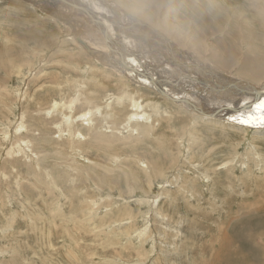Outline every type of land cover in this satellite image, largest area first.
Returning a JSON list of instances; mask_svg holds the SVG:
<instances>
[{"label": "rangeland", "instance_id": "1", "mask_svg": "<svg viewBox=\"0 0 264 264\" xmlns=\"http://www.w3.org/2000/svg\"><path fill=\"white\" fill-rule=\"evenodd\" d=\"M69 2L124 23L125 51L227 80L163 62L203 80L168 93L205 111L210 79L264 89V0ZM60 4L0 0V264H264L263 112L210 119L136 83Z\"/></svg>", "mask_w": 264, "mask_h": 264}, {"label": "bare ground", "instance_id": "2", "mask_svg": "<svg viewBox=\"0 0 264 264\" xmlns=\"http://www.w3.org/2000/svg\"><path fill=\"white\" fill-rule=\"evenodd\" d=\"M75 1V0H74ZM56 2H58V4L59 3H61V4H63V5H67L68 6V8L70 9V8H74V9H77V10H79V11H82L83 13H85L86 15H87V17H88V19L91 21V23H93L94 25H96L98 28H100L99 29V31H100V34H101V36H103V38H102V42L106 45L107 44V42H109L110 40H111V38L112 37H114L116 40H117V38H120V40H123V41H125V40H128V38H126L124 35H126L127 34V31L125 30V28H123L124 26H125V24L124 23H121V25H120V27L121 28H117V27H115L111 22H110V16H107V15H105L104 14V12L103 13H100V8L98 9L97 7L95 8V7H93L91 4H88L89 6H87V7H90V9H93L94 11H96V12H93L92 11V14H96V15H99V13L101 14L100 16H101V19H98V18H96V17H93L92 15H91V12H90V9L89 8H87V7H85L84 5L83 6H80V5H76V4H72L71 2H69V0L67 1V0H56ZM87 2V1H86ZM61 4L59 5V6H61ZM84 4V3H83ZM94 4V3H93ZM98 5V4H97ZM102 6V5H101ZM62 8V7H61ZM96 9H98L99 10V12L96 10ZM113 9V8H112ZM71 10V9H70ZM110 10V9H109ZM74 11V10H73ZM69 12V11H68ZM76 12V11H75ZM111 12H112V14H114L115 15V13H117V11L115 10V11H113V10H110L109 11V13L108 14H111ZM80 13V12H79ZM114 19H115V17H114ZM93 20V21H92ZM117 19H115V21H116ZM127 21V20H126ZM132 22V21H131ZM114 23V22H113ZM120 24V23H119ZM119 26V25H118ZM130 27H128V29H129ZM104 30H106L107 32H108V34L107 33H104ZM150 31V30H149ZM134 32V31H133ZM123 33H124V35H123ZM65 34V33H64ZM151 34V33H150ZM131 36V35H130ZM158 36V35H157ZM87 37V36H86ZM121 37L122 38H124V39H121ZM163 37H166V36H163ZM160 38V37H159ZM150 40V39H149ZM138 41V40H137ZM157 42H159V41H155V43H157ZM164 42V41H163ZM162 42V43H163ZM173 42V41H172ZM79 43V42H78ZM159 43H161V41L159 42ZM81 44H83V45H85V46H87V44L86 43H84L83 41H81ZM111 44V43H110ZM117 44L119 45V47H118V49H116L117 50V58L119 59V67L122 69V70H130L132 73L130 74L128 71H126V73H128V74H130V75H133V76H136V77H138V79H139V81L140 82H142V81H144V82H142V85H145L146 87H149L150 89H154V87H153V85L157 88V89H160V90H162L163 91V93H164V96H168L169 98H170V100L171 101H173V102H175V103H177V104H181V105H183V106H185V107H187L188 109H190V110H192V111H194L195 113H196V111L195 110H199V109H201V110H204V108H202L200 105H197L192 99H190V98H188L187 96H185V97H177V95L175 96L172 92L173 91H171L170 92V94L168 93V89H170V88H172V87H174L175 88V90L177 89V90H179L180 91V89H181V87H180V85H181V83L182 82H185V81H191V80H193L192 78H194L195 80H193V81H203V80H199V79H197L196 77H191L190 75H187V76H185V75H179L178 73H180V72H177V70H175V72L174 73H172L171 71H169V70H167V68L165 67V65L163 64V62H167L166 64H168V66H171L172 68H173V66L174 67H176V65L178 66L179 65V67H182V68H185V67H187L186 65H189V67L187 68V69H189V68H196V69H199V68H201V67H199V65H198V67L196 66V65H194V64H192L191 62H189L190 60H188L187 62L188 63H184V65L182 64L184 61V59H179V58H177V56L176 55H171V54H169V52L168 53H166L167 55L165 56L164 55V58L165 57H167V60L165 59L164 60V58H159L158 59V57L156 58V55L155 56H151V57H142V56H140L138 53L137 54H134V52H130L129 50L127 51H125L124 49H123V47L122 46H124L125 45V42H119L118 40H117ZM107 46V45H106ZM84 47V46H83ZM88 47V46H87ZM126 47H127V45H126ZM98 48H100V47H98ZM84 49L86 50V47H84ZM88 49V51L92 54V56L93 57H96L95 55H97L98 54V52L97 51H99V49H97V47H90V48H87ZM95 49H97V51L95 50ZM127 49H128V47H127ZM130 49V48H129ZM132 50V49H131ZM165 50V48H163V51ZM168 51V50H167ZM166 51V52H167ZM165 52V51H164ZM163 52V53H164ZM105 53V52H104ZM103 55V54H102ZM107 55V54H106ZM170 55L172 56L171 58H170ZM134 56V58L136 59V60H138V62H136V61H134L131 57H133ZM139 57H140V60H139ZM179 57V56H178ZM182 58V57H181ZM187 58V57H186ZM212 58V57H211ZM114 60H115V58H113ZM111 62H112V60H110ZM122 62V63H121ZM123 62L124 63H128V64H133V65H131L130 67H133L132 69H129L128 67H126V66H124L123 65ZM154 63V64H153ZM172 63H174L175 65H173ZM151 64H153V65H151ZM196 64V63H195ZM198 64V63H197ZM208 66V65H207ZM247 66V65H246ZM116 67V66H115ZM242 67V66H241ZM153 68H155L157 71H158V75H160L159 77H157V73H156V71L155 70H153ZM139 71H138V70ZM174 69V68H173ZM208 69H210V68H208ZM153 70V71H152ZM201 70L203 71V73H204V75H205V78H207V77H214L215 78V80L216 81H227V80H223L222 78H219V77H216L215 75H214V72L213 73H211V70L209 71V72H207L206 70H203L202 68H201ZM160 73H162L163 75H161ZM257 73V72H256ZM80 74V73H79ZM193 74V73H192ZM208 74V75H207ZM215 74H216V72H215ZM226 74V73H225ZM177 75H179V76H177ZM218 75V74H217ZM253 75H256L255 73H253ZM184 76V77H183ZM196 76H198V75H196ZM191 77V78H190ZM226 79V78H225ZM254 79H256V77L254 78ZM211 81H210V84H212V85H214V87H209L208 85H207V87H209V88H207V91H209L210 89L211 90H213L214 92H217V93H219L218 94V96H219V99L217 100V103H216V107H215V109L213 108V110H204L206 113H205V115H207L208 113L210 114V113H213V112H215V111H220L221 112V115L219 116V118L220 119H227L228 118V116H230V115H228V114H231L232 115V113H236V112H240L241 110H242V112H244V111H246V110H256V109H258L259 111H262L263 113L262 114H264V109H262L261 108V105H264V93H262V91H260V90H250V92H248V90L247 91H245V90H243V89H240V88H238L237 87V89H234V90H231V89H229L227 86H225V85H223L222 83H216V81L215 80H213V79H210ZM71 81V80H70ZM135 81V80H134ZM145 81L147 82V83H145ZM151 81H155V83H152ZM207 81V80H206ZM206 81H204V82H206ZM231 81H235V79H233V78H231ZM151 82V83H150ZM192 82V81H191ZM223 83H227V82H223ZM153 84V85H152ZM172 84H174V85H172ZM218 84H221L222 85V87H221V89H224V90H226L227 89V91L229 92L228 93V97H235V98H233V100L232 99H230V98H221V92H223L219 87H218ZM176 85V86H175ZM251 85H252V83H251ZM177 86H179L180 87V89L177 87ZM205 86V85H204ZM203 87V86H202ZM233 88V87H232ZM264 88V87H263ZM246 89V88H245ZM251 89H253V88H251ZM184 90V89H183ZM237 92V94L235 95L234 93H233V95L230 93V92ZM263 91H264V89H263ZM177 92V91H176ZM181 92V91H180ZM188 92L189 91H187V92H185V95H187L188 94ZM190 94V93H189ZM235 95V96H234ZM239 96H241L240 97V100L241 101H244V103H242V104H240L241 102H238L239 101ZM123 96H121V98H122ZM125 97V96H124ZM120 98V99H121ZM130 98V97H129ZM192 98H195V97H193L192 96ZM198 98V97H197ZM196 98V99H197ZM243 98H248V100H244ZM125 99V98H124ZM220 99H224V101L222 102L223 104H221V101H220ZM78 100V99H77ZM119 100V99H118ZM130 100H131V98H130ZM136 100V99H135ZM202 100V99H201ZM226 100H228V101H231V103L233 104V105H231V104H229V103H226L225 101ZM110 101V100H109ZM132 101H133V99H132ZM137 101V100H136ZM187 101L189 102V103H187ZM198 104H202V102L201 101H199L198 100ZM207 103V102H206ZM239 103V104H238ZM135 104V103H134ZM235 104V105H234ZM131 105V104H130ZM137 105V104H136ZM139 105V104H138ZM140 106V105H139ZM139 106H138V108H139ZM142 107V106H141ZM136 108H137V106H136ZM245 108H247L246 110H243V109H245ZM140 109V108H139ZM261 109V110H260ZM255 112V111H254ZM253 113H251V112H249V113H247L246 115H244L243 116V119H247V118H250V116L252 115ZM256 114H259V116H260V114L261 113H256ZM255 114V115H256ZM228 115V116H227ZM202 116V115H201ZM253 116V115H252ZM204 117H206V116H204ZM85 118H86V116H85ZM218 119V118H217ZM242 119V120H243ZM245 122V121H244ZM243 122V123H244ZM247 122V121H246ZM244 124H246V123H244ZM247 125V124H246Z\"/></svg>", "mask_w": 264, "mask_h": 264}, {"label": "water", "instance_id": "3", "mask_svg": "<svg viewBox=\"0 0 264 264\" xmlns=\"http://www.w3.org/2000/svg\"><path fill=\"white\" fill-rule=\"evenodd\" d=\"M93 17H96V18H98V19H101V16H100V14L99 15H96V14H93ZM104 33H107L108 34V32L106 31V30H104ZM107 48L109 49V50H111L112 51V53H114L115 54V52H117V51H115L113 48L111 49V46L108 44V42H107ZM111 62V61H110ZM122 63V62H121ZM115 65L117 66V69L121 72V73H125V74H127L126 73V71H128L130 74L132 73L130 70H123L122 71V69L121 68H119V66H118V64H116L115 63ZM123 65L124 66H126V67H128L129 69H132L133 67H130L131 65H133V64H128V63H124L123 62ZM138 70V69H137ZM139 71V70H138ZM130 74H127V76L126 77H130L131 79H133V80H135V82L136 83H140V84H142V82H140L139 81V79H138V77H136V76H133V75H130ZM193 80H195V79H193ZM152 83H155V81H151ZM150 82V83H151ZM193 82V81H192ZM194 83V82H193ZM153 85V84H152ZM153 87H154V89L156 90V91H158V93L160 94V95H162L163 97H165V98H167V99H170L168 96H164V93H163V91L162 90H160V89H157L154 85H153ZM260 91H262V90H260ZM262 93H264V91H262ZM187 103H189L188 101H187ZM196 111V113L198 114V115H202V116H206V117H208V118H210V119H215V118H219V116L221 115V112L220 111H215V112H213V113H208L207 115H205V111L204 110H201V109H199V110H195Z\"/></svg>", "mask_w": 264, "mask_h": 264}, {"label": "snow or ice", "instance_id": "4", "mask_svg": "<svg viewBox=\"0 0 264 264\" xmlns=\"http://www.w3.org/2000/svg\"><path fill=\"white\" fill-rule=\"evenodd\" d=\"M261 108L264 109V105H261ZM262 123H264V119H262Z\"/></svg>", "mask_w": 264, "mask_h": 264}, {"label": "crops", "instance_id": "5", "mask_svg": "<svg viewBox=\"0 0 264 264\" xmlns=\"http://www.w3.org/2000/svg\"><path fill=\"white\" fill-rule=\"evenodd\" d=\"M161 50V49H160ZM132 53V52H131ZM154 64V63H153ZM153 64H151V65H153ZM204 78H205V75H204ZM204 81H206V78H205V80ZM217 93V92H216Z\"/></svg>", "mask_w": 264, "mask_h": 264}]
</instances>
